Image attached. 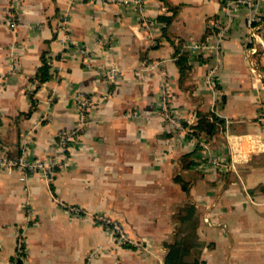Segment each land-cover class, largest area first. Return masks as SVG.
<instances>
[{"label": "crops", "instance_id": "1", "mask_svg": "<svg viewBox=\"0 0 264 264\" xmlns=\"http://www.w3.org/2000/svg\"><path fill=\"white\" fill-rule=\"evenodd\" d=\"M231 1L0 0V142L13 158L26 144L28 159L55 162L0 171V264H165L186 203L200 264H264V27L248 46V9ZM75 96L89 100L86 119L63 150ZM202 113L222 127L193 135ZM214 153L227 167L205 164Z\"/></svg>", "mask_w": 264, "mask_h": 264}, {"label": "built area", "instance_id": "2", "mask_svg": "<svg viewBox=\"0 0 264 264\" xmlns=\"http://www.w3.org/2000/svg\"><path fill=\"white\" fill-rule=\"evenodd\" d=\"M133 2H135L136 6L139 7V9H141L140 0H133ZM231 3L239 4L248 9L246 16V25L248 29L246 44L250 46L254 44V42L256 41L257 32L259 31V29L264 27V18L258 12L260 0H232ZM13 25L14 23H11V26ZM217 28H218L219 36H223L227 30L225 25L218 26ZM199 47L200 46L198 45L193 46L194 49H198ZM248 49H250L251 54L256 52L254 46L253 48H248ZM117 73H118L117 67L114 65H110L105 71L106 80L110 82L114 81L117 76ZM74 99L78 103L79 118L77 125L71 131L62 133L59 136V142L63 150L65 149L66 141L80 132L84 124V121L86 119V110L89 105V100L87 98L80 99L78 96H75ZM260 107H263V105L260 104ZM161 109H162V117L166 122L167 126L169 127L170 131L177 132L180 129H182V125L180 124L179 119L176 118L171 113L166 102L162 103ZM261 116L264 118V113H262ZM27 150L28 147L26 144H24L22 147V153L20 157L13 158L8 155L6 148L0 142V171L3 170L6 171L7 173H10L15 169L22 171H25L26 169L29 170L38 169L41 171V173L47 174L51 170L52 166L55 164L54 161H50L46 159H40L34 161L30 160L27 158L26 155ZM205 164L216 168L227 167L226 162L222 158H220L216 153L208 156L206 158ZM61 205L69 213H72L74 215L80 216L83 213L82 210L76 205H66L64 203H61ZM92 218L95 222L104 225L112 233L113 238L117 244L123 245L125 242L130 241L124 226L119 220L111 219L102 213H95L92 215Z\"/></svg>", "mask_w": 264, "mask_h": 264}, {"label": "trees", "instance_id": "3", "mask_svg": "<svg viewBox=\"0 0 264 264\" xmlns=\"http://www.w3.org/2000/svg\"><path fill=\"white\" fill-rule=\"evenodd\" d=\"M181 70L185 68L186 53H181L177 59ZM44 71L40 80L49 77L46 73L48 65L41 68ZM223 120L218 119L213 113H202L198 117V121L194 126L193 135L203 131L205 134L211 135L217 128L222 127ZM184 188L185 183L182 181ZM177 229L175 240L168 247V253L165 258V264H200L201 243L198 240L196 228L198 219L195 207L191 203H186L176 215Z\"/></svg>", "mask_w": 264, "mask_h": 264}]
</instances>
